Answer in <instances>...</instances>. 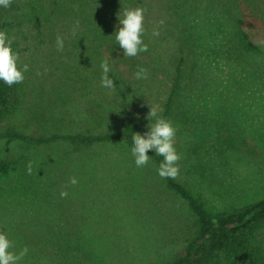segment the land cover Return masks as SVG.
<instances>
[{
  "label": "rangeland",
  "instance_id": "1",
  "mask_svg": "<svg viewBox=\"0 0 264 264\" xmlns=\"http://www.w3.org/2000/svg\"><path fill=\"white\" fill-rule=\"evenodd\" d=\"M24 1L0 7V17H16ZM147 2L142 39L148 51L141 58L150 63L148 78L131 80L134 74L125 72L123 66L130 64L125 59L118 68L120 78L137 92L128 105L137 132L147 131L150 106L159 115L163 111L173 69L167 61L172 36L166 31L180 18L196 44V82L183 86L179 108L173 106L175 147L182 156L177 179L210 213L264 198V0H201L177 13L174 8L162 12L160 0ZM122 10L115 11L118 23ZM235 20L257 49L238 41ZM154 28L158 37L152 35ZM52 48L47 44L42 56ZM22 49L24 54L40 52L42 45L30 39ZM44 64H36L45 76L37 78L47 85L51 70ZM71 99L66 101L68 118L86 116L91 107H107L108 102L114 109L111 118L119 111L114 97H103L99 104L87 97ZM36 102L43 117L57 116L63 106L49 100L48 93H40ZM36 125L22 120L20 130L44 135ZM0 155L14 162L0 176V230L15 251L28 247L20 264H165L194 235L195 216L186 202L165 186L151 159L136 167L131 148L121 143L78 148L0 133ZM71 177L77 178L76 185H69ZM65 188L69 195L61 198ZM250 242L258 253L249 248L220 264H264V227Z\"/></svg>",
  "mask_w": 264,
  "mask_h": 264
},
{
  "label": "trees",
  "instance_id": "2",
  "mask_svg": "<svg viewBox=\"0 0 264 264\" xmlns=\"http://www.w3.org/2000/svg\"><path fill=\"white\" fill-rule=\"evenodd\" d=\"M147 1L150 0H25L16 17H0V31H6L12 40V50L19 55L18 66L22 68L25 63L29 65V70L24 73L23 83L9 87L0 81V133L35 144L65 142L73 147L90 148L121 143L131 148L132 136L137 130L128 105L137 92L135 87L124 83V76L120 78L119 63L122 59L130 62L123 67L127 74L132 75L140 66L148 69L150 63L141 58L142 53L136 57L123 55L115 40L119 24L115 11L135 7L145 9ZM160 1L163 3L162 12L174 8L177 13L181 6L193 7L201 0ZM183 23L179 18L166 31L172 36L167 61L172 63L173 69L170 70L171 82L161 115L170 121L173 106H179L178 96L183 86L196 82V44L187 34L188 28ZM233 26L238 41L244 48L257 49L240 20H235ZM58 35L64 38L62 52L56 48ZM30 39L37 40L42 45L40 52L28 51L24 54L22 46L27 41L29 43ZM47 44H52L55 48L48 51V56H42ZM233 50L230 46L227 47L228 53H233ZM104 59L108 60L111 68L109 77L115 82V90L111 93L100 86V65ZM41 61L47 63L44 65L51 70L48 78L50 83L47 85L37 78L40 73L44 76L36 66ZM133 79L134 76L131 80ZM72 91L74 94H70ZM40 93H48L49 100L55 99L63 105L59 112L55 111L57 116H42L38 110L41 106L36 102ZM73 96L75 100L87 97L97 104L103 97H114V102L118 103V114L115 119L111 118L110 114L114 109L113 106L109 108L112 103L108 102L105 103L107 107H91L86 116L75 114L74 118H68V115L65 116L66 101H72ZM22 120L27 125L37 123L36 127L42 128L41 132L45 134L26 135L20 130ZM148 155L159 167L163 158L155 155L152 150H149ZM13 163V160L0 155V176L6 174ZM163 181L168 189L186 202L195 216L196 226L194 235L165 264H220L222 258L245 253L252 245L251 237L264 227V198L232 210L210 213L177 178H163ZM250 249L255 253L259 252L256 245Z\"/></svg>",
  "mask_w": 264,
  "mask_h": 264
},
{
  "label": "clouds",
  "instance_id": "3",
  "mask_svg": "<svg viewBox=\"0 0 264 264\" xmlns=\"http://www.w3.org/2000/svg\"><path fill=\"white\" fill-rule=\"evenodd\" d=\"M12 0H0V7L8 8ZM119 24L115 32V40L123 51L126 57H136L142 52L148 51V45L144 43L142 37L145 33V10L142 7L124 8L117 13ZM164 21L160 20L158 25H163ZM79 22L77 21V26ZM75 34V30L73 31ZM154 37H158L160 32L158 28L152 31ZM12 40L9 38L6 31H0V81H3L9 87L14 84L23 83L24 73L29 70L28 64H23V67L18 66L19 55L12 50ZM56 48L62 52L64 50V38L60 35L56 38ZM102 76L100 86L107 89L109 93L115 90V82L109 77L111 71L107 59H104L100 65ZM45 71H47L45 69ZM147 69L140 66L134 74V79H147ZM149 124L147 131L143 134L135 132L132 136L131 154L134 157L135 165L138 168L145 167L150 161L148 155L149 150H152L155 155L162 157V161L157 169L158 175L164 179H175L180 174L179 161L182 159L181 154L176 150V132L177 128L173 123L159 115V111L155 106H150V111L147 116ZM27 172L31 174L32 163L27 165ZM78 180L76 177H71L69 185H76ZM68 191L61 189L60 197L67 198ZM15 245L10 240L5 231L0 230V264H20L25 256L28 255L29 249L27 246L20 249L18 252L14 250Z\"/></svg>",
  "mask_w": 264,
  "mask_h": 264
}]
</instances>
